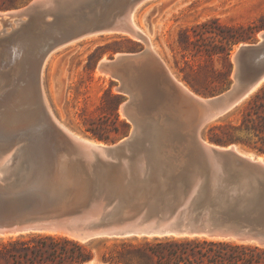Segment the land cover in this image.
<instances>
[{"label": "water", "instance_id": "water-1", "mask_svg": "<svg viewBox=\"0 0 264 264\" xmlns=\"http://www.w3.org/2000/svg\"><path fill=\"white\" fill-rule=\"evenodd\" d=\"M149 1L31 0L0 16V238L60 234L86 243L188 237L264 248V220L204 204L239 193L264 195V163L199 136L264 81V34L262 43L239 49L238 80L217 97L184 95L163 73L159 100L150 108L163 127L160 143L138 142L137 129L111 146L78 143L48 113L41 86L48 55L95 35L145 42L132 17ZM155 12L146 14V26ZM155 62L144 49L99 68L123 78ZM12 64L17 72L10 80Z\"/></svg>", "mask_w": 264, "mask_h": 264}, {"label": "rangeland", "instance_id": "rangeland-1", "mask_svg": "<svg viewBox=\"0 0 264 264\" xmlns=\"http://www.w3.org/2000/svg\"><path fill=\"white\" fill-rule=\"evenodd\" d=\"M30 1L0 0V15ZM153 9L156 12L151 19L150 35L145 30L143 16ZM133 22L148 37L157 63L129 71L124 79L101 71L98 66L102 60L110 61L118 55L137 54L146 49L144 43L128 36L96 35L80 39L55 51L44 63L41 86L45 103L54 119L70 133L111 146L137 129L138 142L148 143L151 139L158 142L163 127L155 120L150 102L144 103V91L159 89L165 67L201 99L217 97L230 89L238 80L239 49L262 43L264 0H151L135 11ZM8 69L11 80L17 66L12 64ZM263 85L264 81L230 111L207 124L200 131V139L210 143V129L237 125L251 96ZM122 86L133 88L134 94L123 92ZM169 138V142L173 141V134ZM242 138L247 139L244 134ZM231 146L244 154L258 156L248 147ZM103 241L106 240L95 241L94 253H97L95 246ZM95 260L91 264H102Z\"/></svg>", "mask_w": 264, "mask_h": 264}, {"label": "trees", "instance_id": "trees-1", "mask_svg": "<svg viewBox=\"0 0 264 264\" xmlns=\"http://www.w3.org/2000/svg\"><path fill=\"white\" fill-rule=\"evenodd\" d=\"M208 141L217 146L241 145L264 156V85L250 98L237 125L209 130ZM245 135L247 139L242 138ZM96 136L98 140L104 138ZM220 212L264 220L261 192L222 196L204 201ZM80 243L56 236L29 234L0 238V264H264V248L206 238H128ZM98 254V257H96Z\"/></svg>", "mask_w": 264, "mask_h": 264}, {"label": "bare ground", "instance_id": "bare-ground-1", "mask_svg": "<svg viewBox=\"0 0 264 264\" xmlns=\"http://www.w3.org/2000/svg\"><path fill=\"white\" fill-rule=\"evenodd\" d=\"M144 5V4H143ZM141 7V6H140ZM138 9V8H137ZM136 9V10H137ZM149 12V11H148ZM148 12H146L145 14H144V16H143V23H144V18H145V16H146V14L148 13ZM135 13V12H134ZM7 13L5 12V14H1L0 16L2 17V16H4V15H6ZM134 15V14H133ZM132 20H133V17H132ZM134 23V22H133ZM150 24H151V22H150ZM13 25V24H12ZM1 26V25H0ZM134 26L136 27V25L134 24ZM144 26H145V30L147 31V33L148 34H152V32H153V28H152V24L150 25V27H148V26H146V24L144 23ZM138 27V26H137ZM136 27V28H137ZM149 28H151V32H149ZM143 35H144V37L146 38V41L145 42H142V43H144L145 44V46H146V49L147 50H149L150 52H151V55L154 57V58H156V55H154V53H153V51H152V49H151V46H150V44H149V40H148V37L141 31V29L138 27L137 28ZM96 36V35H95ZM90 37H92V36H90ZM128 37H130V36H128ZM87 38V37H86ZM130 38H132V37H130ZM84 39V38H83ZM133 39V38H132ZM135 40V39H134ZM75 42V41H74ZM62 48V47H61ZM60 49V48H59ZM59 49H57V50H59ZM57 50H55V51H57ZM55 51H53L52 53H54ZM52 53H50V55L52 54ZM50 55H48V57L50 56ZM118 56H120V55H118ZM118 56H116V57H118ZM47 57V58H48ZM47 58H46V60H47ZM158 59V58H157ZM46 60L44 61V63L46 62ZM158 62H160V60L158 59ZM106 63H108V61L107 60H102L101 62H100V64H99V66L100 65H102V64H106ZM160 63H162V62H160ZM158 65H159V63H158ZM43 66H44V64H43ZM99 66H98V68H99ZM163 66H164V64H163ZM160 67H161V65H160ZM165 67V66H164ZM43 68V67H42ZM162 68V67H161ZM42 72V71H41ZM164 73L166 74V76H167V78H168V80L171 82V84L174 86V87H176L177 89H179V90H181V92L184 94V93H187V94H184V95H190V96H192V97H194V98H196V99H198V100H202L201 98H199V97H197V96H195L193 93H191L189 90H187L182 84H180L170 73H169V71L166 69V67L164 68ZM145 86H147V85H145ZM149 88V87H148ZM157 95H159V90L157 89V90H152V89H146L145 91H144V96H145V102L144 103H146V101H147V103L148 102H150L149 104H151L152 106H151V108H153V106H156V102H153V101H155L156 99H159L158 97L159 96H157ZM146 98H147V100H146ZM123 105V104H122ZM46 107H47V105H46ZM123 107V106H122ZM125 107V106H124ZM47 110H48V108H47ZM48 113H49V115H50V117L52 118V120L54 121V123L56 124V125H59L61 128H62V130L63 131H65V133L70 137V138H72L73 140H75V141H77L78 143H82V144H87V145H100V146H103L104 144H101V143H97V142H93V141H90V140H87V139H84V138H81V137H79V136H76V135H74V134H72V133H70L69 131H67L64 127H62L55 119H54V117L52 116V114L50 113V111L48 110ZM140 115V114H139ZM158 125V124H157ZM125 140H127V138H125V139H123V140H121L120 142H123V141H125ZM119 142V143H120ZM231 146V145H230ZM232 148H234L239 154H241V155H243V156H246V157H249V158H252V157H256V156H253V155H249V154H244V153H242V152H240V151H238L237 150V148L235 147V146H231ZM263 157V156H262ZM262 157H259V155H258V160L259 161H262L263 163H264V157L262 158ZM52 235H56V236H63V235H60V234H52ZM9 236H5V237H1V238H8ZM15 237V236H14Z\"/></svg>", "mask_w": 264, "mask_h": 264}]
</instances>
